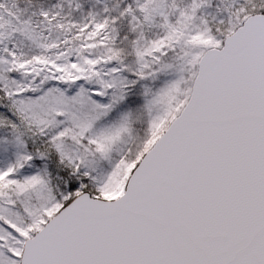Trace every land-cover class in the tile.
<instances>
[{
    "label": "snow or ice",
    "instance_id": "obj_1",
    "mask_svg": "<svg viewBox=\"0 0 264 264\" xmlns=\"http://www.w3.org/2000/svg\"><path fill=\"white\" fill-rule=\"evenodd\" d=\"M0 264H264V0H0Z\"/></svg>",
    "mask_w": 264,
    "mask_h": 264
}]
</instances>
